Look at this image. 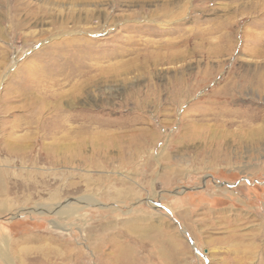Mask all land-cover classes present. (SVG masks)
Instances as JSON below:
<instances>
[{"label": "rangeland", "instance_id": "1", "mask_svg": "<svg viewBox=\"0 0 264 264\" xmlns=\"http://www.w3.org/2000/svg\"><path fill=\"white\" fill-rule=\"evenodd\" d=\"M165 255L264 264V0H0V264Z\"/></svg>", "mask_w": 264, "mask_h": 264}, {"label": "bare ground", "instance_id": "2", "mask_svg": "<svg viewBox=\"0 0 264 264\" xmlns=\"http://www.w3.org/2000/svg\"><path fill=\"white\" fill-rule=\"evenodd\" d=\"M57 132V131H56ZM215 158V157H214ZM66 247V246H65ZM161 248H162V246H161ZM244 249V248H243ZM73 249H68V254L70 255L72 252H73V254H74V256H75V252L74 251H72ZM52 252H53V250H51V249H49V250H45V252H43V254H44V256H46V257H48L49 256V254H52ZM78 251H76V253H77ZM119 253V254H118ZM243 254H244V256L247 254V250L246 249H244V252H243ZM77 255V254H76ZM115 255V254H114ZM116 255H118L119 257L122 255L121 254V252L119 251V250H117V252H116ZM126 255V254H125ZM74 256H73V259H74ZM116 257V258H113V260L111 261V264H124L126 261L125 260H127L126 259V257H125V260L124 259H119V257ZM124 256V255H123ZM67 257H68V255H67ZM71 257V256H70ZM77 257V256H76ZM72 259V258H71ZM72 259V260H73ZM238 259V258H237ZM164 260V264H172V261H173V259H171L170 257H168L167 255H165V259H163ZM239 261V260H238ZM68 262H70L69 260H68ZM71 263V262H70Z\"/></svg>", "mask_w": 264, "mask_h": 264}]
</instances>
